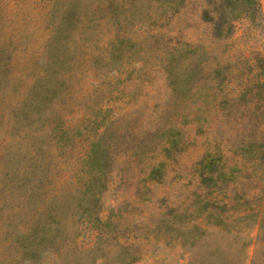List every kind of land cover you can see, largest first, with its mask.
I'll use <instances>...</instances> for the list:
<instances>
[{
	"label": "rangeland",
	"instance_id": "1",
	"mask_svg": "<svg viewBox=\"0 0 264 264\" xmlns=\"http://www.w3.org/2000/svg\"><path fill=\"white\" fill-rule=\"evenodd\" d=\"M178 5L0 0V264H264V0Z\"/></svg>",
	"mask_w": 264,
	"mask_h": 264
},
{
	"label": "trees",
	"instance_id": "2",
	"mask_svg": "<svg viewBox=\"0 0 264 264\" xmlns=\"http://www.w3.org/2000/svg\"><path fill=\"white\" fill-rule=\"evenodd\" d=\"M162 1L167 3L172 10L178 11V8H179L178 4H179L180 0H162ZM91 158H92L91 160L95 159V157H92V156H91ZM202 164H203L204 169L205 168L208 169L209 173L212 172V170H213L212 161H210L209 163H204L203 162ZM206 179H208V178H206ZM40 237H41L42 240H47V237L45 236V234H41Z\"/></svg>",
	"mask_w": 264,
	"mask_h": 264
}]
</instances>
